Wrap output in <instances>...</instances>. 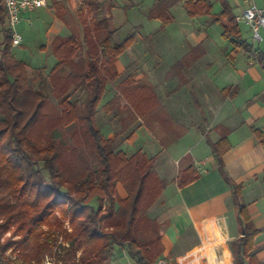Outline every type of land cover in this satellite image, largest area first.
Instances as JSON below:
<instances>
[{"label":"trees","instance_id":"trees-1","mask_svg":"<svg viewBox=\"0 0 264 264\" xmlns=\"http://www.w3.org/2000/svg\"><path fill=\"white\" fill-rule=\"evenodd\" d=\"M167 1L155 2L149 12V19L161 20L162 30L171 23L165 7ZM216 1L221 3L222 12L213 20L223 23V37L250 57L253 52L262 56L242 38L227 2ZM212 7L213 0L185 3L192 19L209 15ZM78 20V30L66 37L57 36L49 46L55 64L47 78L61 106L58 122H52L42 112L46 100L42 70L32 69L29 76L27 65L13 56L11 31L0 0V237L11 227L14 233H24L12 245L25 248L21 252L15 248L19 256H26L25 261L32 259L31 253H24L26 249L39 261L34 252L36 246L48 244L56 249L60 264H112L115 248L124 250L135 264H154L164 248L161 226L148 216V211L165 190L167 180L158 176L152 159L141 151L129 158L121 150L116 151L115 140L105 139L94 124L105 89L117 78L118 58L133 45L136 32L116 44V31L111 28L106 4L96 0H83ZM132 82L131 77L122 82L123 93L129 96L130 106L139 117H143L155 105V95L144 87L133 88L131 93L128 87ZM183 85L181 81L170 94L177 93ZM76 93L85 94L82 102L72 100ZM115 102L109 101L102 107L104 114L111 113ZM59 124L73 126L72 137L84 138L85 143L88 140L90 156L76 151L71 161L65 155L66 150L55 141ZM210 147L222 170V156L228 150L226 136L210 143ZM65 160L72 162L71 168ZM179 180V185L188 181L187 177ZM119 186L124 197L118 194ZM233 196L239 200L238 186H234ZM97 199L99 205L93 208L90 203ZM103 202L107 203L104 211ZM240 214L248 220L243 207ZM65 220L70 224V232L64 229ZM81 224L84 230H91L96 243L91 260L85 251L75 260L82 249ZM255 235L252 229L244 238L231 243L235 264H259L252 254ZM8 247L9 243L0 245V262Z\"/></svg>","mask_w":264,"mask_h":264},{"label":"crops","instance_id":"crops-1","mask_svg":"<svg viewBox=\"0 0 264 264\" xmlns=\"http://www.w3.org/2000/svg\"><path fill=\"white\" fill-rule=\"evenodd\" d=\"M96 1L108 4L110 7L113 3L112 0ZM142 1L138 0L135 3L136 6ZM157 1L165 0H149L150 7L152 8ZM187 1H167L165 7H168L167 11L171 22L174 20L170 14L173 7L180 6L188 16L185 8ZM225 1L231 11L237 10L238 14L231 12L234 19L252 2L257 6H264V0H232L233 6L228 0ZM82 3L83 0H49L46 7L22 12V20L25 19L32 23L31 14L35 11L42 9L52 11L49 15L41 12L42 16L53 17V21L45 24V32L52 35L50 37L47 35V43L40 46V51L45 53V59L41 62V66L37 65L38 67L34 68L27 66L28 72L31 69L42 70L43 88L46 87L47 81L49 82L45 70H50L55 64L49 46L57 36L66 37L74 30L79 29L78 11ZM149 12L147 13L148 16ZM107 14L110 18L111 27L112 23L115 26L121 22L118 20L119 14L114 15L115 12L112 14L110 9ZM210 14H212V18L217 16L212 12ZM190 19L186 22L182 21L185 23L184 26L191 25ZM124 23L135 24L127 19ZM161 25L160 19L150 20V26L153 29L159 30ZM139 26L141 25H137L136 28ZM248 31L250 32L249 29ZM194 39V41L184 43L182 49L179 50L181 51L186 47L190 64L195 69L204 57L210 56L212 52L210 53L204 45L205 37L201 40ZM236 49L237 51L233 50L227 58L230 57L233 60L238 51H241L243 53L241 55L247 58L246 65L250 73H241L243 78H246L245 74H249L247 82L243 85L248 90L245 100L238 99L241 92L238 84L217 85L213 82V77L207 72L196 73L190 69H186L181 74L182 78H179L184 80V86L175 94H166L167 97L162 104H156V97L159 95H157L152 82L146 83L147 86L139 85L153 91L155 105L144 118L138 117L134 122L155 130L158 138L165 142L164 160L167 161L168 159L170 165L173 164L175 167L171 174L174 177L170 181L176 184L177 190L171 191L165 198L166 186L159 199L148 211V216L152 215L153 217L150 218L155 219L161 226V243L164 248L162 256L168 257L174 264H217V257L221 258L225 264H235L231 243L244 238L252 229L256 231L252 254L259 264H264V49L257 48L262 56L253 52L251 57L243 49ZM253 49L256 48L253 46ZM138 53L139 58L136 57L134 51L130 53V58L133 61L130 65L136 62H144L143 56L140 52ZM152 54L154 58L158 57L157 53L153 52ZM216 54L225 60L227 52L219 50V53L215 52V57ZM172 55H175L176 58L178 53ZM186 58L187 54H183L176 59L187 61ZM259 58L262 59L259 60ZM118 63L120 62L117 61L115 67L117 77L125 72L127 68L125 66H129L125 62L119 65ZM127 78L128 76L122 81ZM134 80L133 83H135ZM135 85L137 84L135 83ZM120 86V89L125 88ZM107 91L108 88L105 89L103 98L106 97V100L101 108L109 101H116L113 114H116L117 117H115L114 123L126 119L129 113L135 114L128 102L124 101L123 105L116 100V95L121 96L118 91L109 97L106 96ZM147 100H149L150 106V98L148 97ZM125 105L127 106L125 107ZM132 117L134 118V116ZM132 124L127 128H131ZM175 127H178L180 131L176 132ZM107 136L108 139H112L114 133L108 130ZM223 136L227 138L228 150L222 156L223 169L221 170L210 143H216ZM146 141L147 139H142L139 129L130 140L121 143L119 150L125 153V148L132 146L136 149L130 154L131 156L137 151H141L151 158L158 156L159 152L152 156L148 155L150 146L149 142ZM156 166L160 167L159 165ZM196 167L199 168L196 169ZM164 168L163 173L165 172ZM156 173L160 176L159 171L156 170ZM184 177H187L188 181L179 185V178ZM234 186L239 187L238 201L233 196ZM180 192L186 193L183 203L180 205L172 203L175 194ZM119 195L124 197L125 194ZM161 197L165 201L160 202ZM240 207H243L244 216L248 220L243 219L240 214ZM132 263L131 261L130 264ZM244 264H248V261H245Z\"/></svg>","mask_w":264,"mask_h":264},{"label":"rangeland","instance_id":"rangeland-1","mask_svg":"<svg viewBox=\"0 0 264 264\" xmlns=\"http://www.w3.org/2000/svg\"><path fill=\"white\" fill-rule=\"evenodd\" d=\"M113 3L110 5H106V14L110 9V12H115L114 15L119 14V19L121 22L117 25L112 23L113 30L115 29V35H114V42L116 44L122 43L125 39H127L131 34L136 32V38L133 43V45L127 49L118 59V65L122 64L123 62L128 63L129 66L125 69V72L122 74H119V77L116 78L115 81L110 82L107 85L108 91L106 96H113V93L115 91H118L120 95H118V102L121 104H124V101L128 102L129 105H132L129 102V96H125V93H123V88L120 89V85L122 84V80L124 78L131 77L133 78L135 83L129 84L130 87H128L129 91L131 92V89L140 87L139 85L147 86L149 82H152L155 87V91L158 97H156V104H162L164 103L166 99V94L169 95L170 92H173L172 90L179 85L181 81L179 78H182V73L185 72L186 69H190L192 72L196 73H205L207 72L209 75L213 77V82L217 85H233L238 84L240 86L241 92L239 93L238 99L245 100V98L248 95V90L243 87L244 83L247 82L249 74H245L246 78H243V75L241 73H250L249 69L246 65V57H244L241 51L236 52L235 58L233 60L227 56L229 53L233 52V50L237 51V49L232 45L230 40L225 39L223 37V26L222 23H217L213 20L210 15L201 16L200 18L197 17V19L191 20L187 15L183 8L179 7H173L170 11L171 16L174 17V20L168 24V26L162 30V29H153L150 26V20L147 13L151 9V3H149V0H143L140 2L137 6L135 3L138 2V0H112ZM231 5H234V2L232 0H228ZM179 5V4H178ZM177 5V6H178ZM118 8V9H117ZM126 8V9H125ZM176 8V10H175ZM132 9L131 11H129ZM174 9V11H173ZM39 10V9H38ZM43 10V11H42ZM40 11H35V13L31 14V17L33 18V22L30 23L29 21L23 19L22 22L17 26L16 31L21 34L23 38V42L20 46L13 47L12 48V54L17 59L23 61L29 68L32 67H38L37 65L41 66V62L45 59V53L40 51V46L47 43V35L50 37L52 34L45 32V24L48 22L53 21L52 16H42L41 12L46 13L47 15L50 14V11L47 9H42ZM221 11V4L219 1L214 0L213 1V8L212 13L215 15L220 14ZM237 13V10H233L232 14ZM108 15V14H107ZM240 15V14H239ZM237 15V16H239ZM211 17V18H210ZM130 20L131 22L135 23L133 25H130L129 23H124V21ZM190 19V26H184L185 23L182 21H187ZM183 23V24H182ZM137 25H141L138 28H136ZM187 27V28H186ZM195 29V30H194ZM241 36L244 40H246L248 43L253 44L254 48H260L264 49V44H254L255 42L252 41V36L250 32L248 31V28L244 24L239 25ZM197 30V31H196ZM199 32V33H198ZM206 38L205 41V47L209 49L211 55L204 59L199 63V65L194 69L193 66L190 64V59L188 58L187 49H182L181 47L186 42L194 41V38H198L199 40ZM142 46L140 49L139 47ZM202 47V46H201ZM136 53V57L139 58V53H141V56H143V61L141 63L136 62L133 65L132 59L130 58V53L132 51ZM219 50L227 52L225 60L222 59L220 56L215 57V52L219 53ZM180 51V52H179ZM153 52L157 53V58H154ZM174 53H178L176 58H180V55H186L187 54V61L182 59H176L175 55H172ZM214 53V54H213ZM222 54V53H221ZM253 56V53H252ZM219 57V58H217ZM222 60V61H220ZM191 65V66H190ZM123 66V65H121ZM46 68V67H44ZM120 68V67H118ZM259 68V67H257ZM48 69V68H47ZM32 70V69H31ZM29 70V76L32 75V71ZM49 70V69H48ZM48 70H45V74L47 75ZM259 70V69H257ZM117 73V71H116ZM118 75V74H117ZM184 77V76H183ZM137 78H139L137 80ZM35 79V78H34ZM36 80V79H35ZM122 81V82H121ZM121 82V83H120ZM33 83V82H32ZM50 81H47L46 87L43 88V91L46 94V100L42 108L43 114H45L49 119L52 120V122H58V119L61 116V106L59 105V101L57 97L55 96V93H53L51 84L49 85ZM120 83V85H119ZM184 86V85H183ZM182 86V87H183ZM106 88V89H107ZM120 89V90H119ZM180 91V90H179ZM117 93V92H116ZM132 93V92H131ZM109 94V95H108ZM123 97V98H122ZM85 98V94L76 93L73 99H78L79 102H82ZM134 103H137L135 98L131 97ZM106 97H104L101 100L99 109L96 113L94 124L95 127L100 131L102 136L105 139H108L107 132L108 130H111L112 133H114V136L112 139L115 140V148L116 151L119 150L121 143L126 142L132 138L134 133L139 131L142 136V139H147L146 142H149L150 151L148 155L152 156L154 153H158V156H155L154 158L148 157L152 159L153 169L156 172L159 171L160 178H164L167 180V188L165 192V198H167V194H169L171 191L177 190L176 184L171 180L174 176L171 175L172 172H174L175 167L170 165V163L164 160L165 157V142L162 141L160 138H158L157 133L154 129H149L146 126H141L137 122L135 123L139 115L136 113V111L132 108V110L135 112L134 115L132 113H129L126 119H123L119 123H114L115 114H113V108L109 115L104 114L103 109L101 106L105 103ZM114 101V100H113ZM122 115V114H121ZM134 116V118L132 117ZM146 115H144L142 118H144ZM139 117V118H140ZM134 123V124H132ZM133 125L131 128H127V126ZM177 130L176 132H179L180 129L178 127H175ZM55 141L59 143L65 150L67 157L72 161V156L76 151H79L80 153L85 154L86 156H90L91 153V147L90 144L86 141L84 142V138L81 137H72V134L74 132L73 126H67V127H61L59 126L55 128ZM162 130V129H161ZM170 130V128H169ZM110 132V131H109ZM134 149L136 147L132 148V146L125 148V154L129 158L133 153ZM154 151V152H153ZM71 153V154H70ZM129 153V154H128ZM144 154V153H143ZM147 156V155H146ZM168 158V157H166ZM70 160H65V165L69 168L72 167V162ZM159 161V162H158ZM159 165L160 167L156 166ZM166 166V168H164ZM163 168L165 169L164 173ZM49 182V181H48ZM118 194H125L123 188L120 186L118 187ZM176 196L173 197L172 203L174 204H182L184 201V197L186 196L185 192H180L175 194ZM165 201L163 197L159 200ZM158 201V202H159ZM90 205L93 208H97L99 205V200H93L91 201ZM105 205L107 203H102V210L104 211ZM55 215L60 218L58 212L56 211ZM150 217H153L150 215ZM79 223V222H78ZM64 229L67 231H71L70 224L68 220H65L63 223ZM9 231L4 233L0 237V245L4 246L9 243V246L2 255V259L0 264H60V261L57 260V257L55 255L56 249L52 248L51 245L48 244L39 247L36 246V251H34L39 261L35 260L34 253L29 252L27 249L24 252L25 254L31 253V260L25 261L26 256H19V251L16 249L21 250L25 248H16L12 245V243L20 241L24 233H14V228L11 227ZM46 230V227H43ZM80 229V241L82 244V249L79 250L76 254L75 260L78 259L82 251L87 252V256L90 258L92 257V248L95 246V241L91 237V230H84V226L81 224L79 226ZM83 231V232H82ZM59 242H61V237L59 238ZM16 248V249H15ZM24 254V255H25ZM131 260L128 258L127 254L124 250L120 248H115L114 251V258L112 261V264H130ZM132 264H135L134 262ZM174 264V263H173Z\"/></svg>","mask_w":264,"mask_h":264},{"label":"built area","instance_id":"built-area-1","mask_svg":"<svg viewBox=\"0 0 264 264\" xmlns=\"http://www.w3.org/2000/svg\"><path fill=\"white\" fill-rule=\"evenodd\" d=\"M49 0H2L6 20L9 30L11 31L12 47L22 44L23 38L16 31L17 26L22 21V12L34 11L47 6ZM235 21L244 24L251 33L252 41L257 44H264V6H257L254 2L243 10ZM199 165V164H197ZM199 167H196L198 169ZM217 264H225L221 258L217 257ZM154 264H173L166 256H160Z\"/></svg>","mask_w":264,"mask_h":264}]
</instances>
